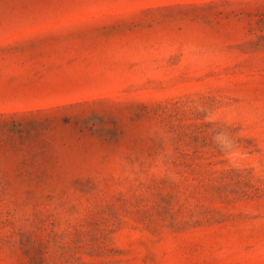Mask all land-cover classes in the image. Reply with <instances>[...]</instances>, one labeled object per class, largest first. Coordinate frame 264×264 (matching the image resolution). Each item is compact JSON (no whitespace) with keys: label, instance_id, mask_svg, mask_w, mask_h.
<instances>
[{"label":"rangeland","instance_id":"374dc122","mask_svg":"<svg viewBox=\"0 0 264 264\" xmlns=\"http://www.w3.org/2000/svg\"><path fill=\"white\" fill-rule=\"evenodd\" d=\"M0 264H264V0H0Z\"/></svg>","mask_w":264,"mask_h":264}]
</instances>
